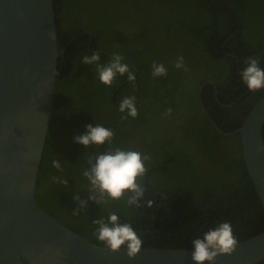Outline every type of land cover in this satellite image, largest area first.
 <instances>
[{
    "label": "trees",
    "instance_id": "1",
    "mask_svg": "<svg viewBox=\"0 0 264 264\" xmlns=\"http://www.w3.org/2000/svg\"><path fill=\"white\" fill-rule=\"evenodd\" d=\"M53 4L59 74L37 174L38 205L99 245L103 244L94 235L92 221L112 212L142 234V247L192 248L193 238L225 221L238 241L263 231L264 209L242 157L240 135L225 136L215 129L200 108L197 90L206 80L215 83L204 86L202 99L223 131L239 127L264 95V89L252 92L240 78L250 57H259L264 68V0H53ZM131 18L141 28L140 35L116 31V25ZM94 50L121 55L122 63L138 71L137 83L129 82L125 74L118 75L112 86L102 84L95 66L82 63L83 56ZM100 55V63L111 60ZM181 56L188 71L174 67ZM154 61L164 65L166 75H152ZM131 96L136 97L139 114L121 120L119 103ZM96 123L114 131L112 147L151 156L140 181L146 189L142 207L127 206L124 199L100 205L88 199L89 183L82 172L90 158L110 146L105 142L86 147L74 137ZM262 135L264 139V124ZM54 158L63 171L53 167ZM53 177L67 179V187ZM74 193L88 200L77 216L72 215L78 207ZM147 200L153 201L152 207ZM255 264H264V259Z\"/></svg>",
    "mask_w": 264,
    "mask_h": 264
},
{
    "label": "water",
    "instance_id": "2",
    "mask_svg": "<svg viewBox=\"0 0 264 264\" xmlns=\"http://www.w3.org/2000/svg\"><path fill=\"white\" fill-rule=\"evenodd\" d=\"M59 54L53 0H0V264H196L192 248L142 247L133 259L126 248L109 253L38 205L37 174ZM206 84L215 86L212 80L199 85L201 110L220 134L240 135L242 157L264 209V95L239 127L223 131L203 104ZM263 259L264 230L238 241L236 250L218 255L215 264Z\"/></svg>",
    "mask_w": 264,
    "mask_h": 264
},
{
    "label": "clouds",
    "instance_id": "3",
    "mask_svg": "<svg viewBox=\"0 0 264 264\" xmlns=\"http://www.w3.org/2000/svg\"><path fill=\"white\" fill-rule=\"evenodd\" d=\"M52 39H55L54 33H49ZM101 55L99 51L92 52L90 55H84L82 63L95 66V73L98 75L102 84L112 86L116 77L127 74L129 82L135 80V74L129 69V66L122 63L123 57L117 53L112 54V59L106 64L100 63ZM245 67L240 72L241 81L247 88L256 92L264 89V68L260 66L259 57H250L244 61ZM177 69L188 71L184 63V58L178 57L174 65ZM167 70L164 65L155 61L152 64L153 76H164ZM119 112L123 115L121 120H127L128 117L136 118L139 114L136 107V97H124L119 103ZM171 108L166 110V115H170ZM84 134L74 137L76 143L86 147L90 145L109 144V150L97 154L94 159L90 158L88 168L82 172L89 183L87 188L90 195L88 199L96 202L98 205L107 204L111 200L126 201L127 206L142 207V200L145 198V187L140 183L147 169L145 161H150L149 154H141L135 150H125L119 146L112 147L115 133L113 130L96 123L95 126L88 124L85 126ZM53 167L63 171L60 160H52ZM54 181L68 185L67 179L53 177ZM73 199L78 207L73 209L72 215L81 214L83 209L88 206L87 199H81L78 193L73 194ZM148 207H152L153 201L147 200ZM96 225L94 235L101 242L109 253H117L122 248H126V254L129 259H133L140 252L143 246L142 234L137 233L130 222L121 223L119 216L115 213H109L105 219L100 216L92 221ZM238 245V240L233 233L230 222H221L215 227L209 228L203 232L202 236H196L191 240V258L196 264H215L216 258L220 254L233 253Z\"/></svg>",
    "mask_w": 264,
    "mask_h": 264
},
{
    "label": "flooded vegetation",
    "instance_id": "4",
    "mask_svg": "<svg viewBox=\"0 0 264 264\" xmlns=\"http://www.w3.org/2000/svg\"><path fill=\"white\" fill-rule=\"evenodd\" d=\"M134 20L135 19H133V18H131V19H126V21H125V24H124V22H122L120 25H116V31H119V32H122V34L123 33H127L128 35H140L139 34V31L141 30V28H139V26H136V23L134 22ZM88 31H82V32H80V33H87ZM89 33V32H88ZM88 47H89V45H88ZM94 51H99L100 52V54H106V55H108V57L110 58V59H112V56H110V54L108 53V52H106V51H104V50H94ZM131 70V69H130ZM132 71V70H131ZM137 70H134V74H135V80H134V83H137V77H136V74H137ZM128 80V79H127ZM203 90V89H202ZM197 92H198V90H197ZM201 94H202V92H201ZM214 94H215V96H217L216 94V91H214ZM198 97V96H197ZM137 99H138V97H137ZM199 101V100H198ZM202 101H203V99H202ZM203 104H204V102H203ZM200 105V104H199ZM205 106V105H204ZM201 108V107H200ZM206 108V107H205ZM203 112V111H202ZM204 114V113H203ZM205 115V114H204Z\"/></svg>",
    "mask_w": 264,
    "mask_h": 264
},
{
    "label": "rangeland",
    "instance_id": "5",
    "mask_svg": "<svg viewBox=\"0 0 264 264\" xmlns=\"http://www.w3.org/2000/svg\"><path fill=\"white\" fill-rule=\"evenodd\" d=\"M144 27L146 28V25H144ZM257 27H258V24H257Z\"/></svg>",
    "mask_w": 264,
    "mask_h": 264
}]
</instances>
